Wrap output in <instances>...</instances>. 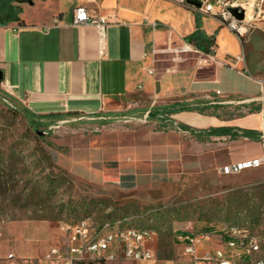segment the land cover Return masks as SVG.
<instances>
[{
  "label": "rangeland",
  "instance_id": "rangeland-1",
  "mask_svg": "<svg viewBox=\"0 0 264 264\" xmlns=\"http://www.w3.org/2000/svg\"><path fill=\"white\" fill-rule=\"evenodd\" d=\"M233 1L246 14L237 34L243 36L247 70L263 85L253 102L213 96L192 102L176 95L162 99L159 87L116 100L99 113L48 117L32 113L0 87V264H8L12 253L21 264L25 259L38 264L51 247L61 244L63 226L84 218L98 226L152 228L157 235L151 247L160 264L181 260L178 236L211 232L209 226L248 230L264 256V165L223 175L224 166L213 162L215 153L224 152H201L203 142L212 137L200 142L176 128L183 124L205 130L200 118L209 115L164 114V108L180 102L223 118L264 105V0ZM124 5L135 8L134 0H124ZM138 9L151 18L157 10L166 16L179 14L172 5L152 0L142 1ZM169 46L157 54L158 71L181 70L182 57H188L187 64L196 61L197 54L182 52L175 41ZM217 104L220 109L214 108ZM255 142L263 148L261 139ZM153 170L158 176H152ZM104 172L134 175V185L104 181ZM209 245L218 243H203Z\"/></svg>",
  "mask_w": 264,
  "mask_h": 264
},
{
  "label": "crops",
  "instance_id": "crops-1",
  "mask_svg": "<svg viewBox=\"0 0 264 264\" xmlns=\"http://www.w3.org/2000/svg\"><path fill=\"white\" fill-rule=\"evenodd\" d=\"M142 1L148 0H134L133 9L125 7L124 0L23 3L21 18L25 25L14 22L0 26V70L4 73L1 89L41 116L99 113L116 100L140 92L150 94L154 88L157 90V84L162 99L175 95L186 102L210 96L242 98L244 102L258 99L263 85L247 70L244 44L236 32L216 18L201 16L206 35L216 37L214 55L192 51L197 54L193 64L182 57L185 64L181 70L158 71L156 57L163 45L169 43L172 48L175 41L180 49L188 47L185 38L195 30V12L170 0H152L172 5L179 14L166 16L157 10L151 18L138 9ZM81 5L109 21L105 38L94 26H73V11ZM153 22L160 24L159 29H153ZM168 28L174 31L171 38ZM200 123L204 129L231 127L264 136V105L259 111L231 118L201 116ZM203 143L201 152H224L223 156L215 153V166L235 164L263 152L259 142L247 138L219 136ZM151 174L158 176V171ZM127 175L131 174L104 172L102 177L104 181L128 185Z\"/></svg>",
  "mask_w": 264,
  "mask_h": 264
},
{
  "label": "built area",
  "instance_id": "built-area-1",
  "mask_svg": "<svg viewBox=\"0 0 264 264\" xmlns=\"http://www.w3.org/2000/svg\"><path fill=\"white\" fill-rule=\"evenodd\" d=\"M201 16H207L221 20L232 32L242 33L243 22L236 20L229 9L239 7L240 4L233 0H170ZM233 1V2H232ZM73 26H94L98 29L102 38H105V30L109 21L100 15H94L86 6H78L73 11ZM153 29L160 27L158 22L152 23ZM171 38L174 31L167 30ZM170 48L162 51H169ZM182 52L197 51L188 44L181 49ZM142 86H140V89ZM264 152V136L261 137ZM264 165V153L256 158L243 160L235 164L224 166L221 169L223 175L239 174L246 170L258 169ZM215 234L189 232L181 234L177 238L181 249L180 261L171 264H229L228 253L220 252V226ZM63 238L61 244L51 247L38 261V264H111L124 261L141 264H160L156 250L151 247L156 232L149 227H120L118 224L105 223L95 225L90 218H84L75 224H65L62 228ZM237 236L240 233H237ZM216 241L217 247L209 245L204 247V242ZM247 250L258 251L252 242L251 236H246ZM8 264H21L22 260L15 254H9L6 258ZM23 264H30L25 259Z\"/></svg>",
  "mask_w": 264,
  "mask_h": 264
},
{
  "label": "trees",
  "instance_id": "trees-1",
  "mask_svg": "<svg viewBox=\"0 0 264 264\" xmlns=\"http://www.w3.org/2000/svg\"><path fill=\"white\" fill-rule=\"evenodd\" d=\"M30 0H0V26H6L10 23H18L20 25H25L24 21L21 18L22 14V7L21 5L23 3H28ZM195 17V30L193 33H191L189 36L185 38V42L187 44L193 45L196 50L200 53H203L204 55H214V47L217 45L216 43V37L215 36H207L205 31L202 28V17L200 14L194 13ZM242 43H243V36H239ZM197 106L188 104V103H175L174 105L170 107L164 108V114L171 116L176 115L182 112H198L202 115H209V116H215L217 118H221V116L217 113H206L205 109L196 108ZM215 109H220V105L217 104L214 107ZM261 109V106H258L254 110H251L250 112L259 111ZM74 114H78L79 112H72ZM61 114V113H60ZM60 114H50L48 117L52 116H59ZM244 115V114H242ZM239 115V116H242ZM232 116H229L230 118ZM178 130L181 131H187L189 133H192L194 137L200 142L209 140L210 137L213 136H230L232 139L237 138H247L253 141H260L262 135L250 130H244V129H238V128H231V127H219V128H210V129H194L189 126L178 124L177 127ZM125 178H128L131 187L134 185L135 176L134 175H127ZM209 229H212L211 232H204L195 231L196 234L199 233H210L215 234L219 229L218 226H209L207 227Z\"/></svg>",
  "mask_w": 264,
  "mask_h": 264
},
{
  "label": "bare ground",
  "instance_id": "bare-ground-1",
  "mask_svg": "<svg viewBox=\"0 0 264 264\" xmlns=\"http://www.w3.org/2000/svg\"><path fill=\"white\" fill-rule=\"evenodd\" d=\"M237 233L243 236H237ZM246 236H251L258 251L247 250V245H244ZM220 239H227V242L220 240V252L232 255L229 258V264H264L263 250L259 240L248 230L238 228L220 230Z\"/></svg>",
  "mask_w": 264,
  "mask_h": 264
},
{
  "label": "water",
  "instance_id": "water-1",
  "mask_svg": "<svg viewBox=\"0 0 264 264\" xmlns=\"http://www.w3.org/2000/svg\"><path fill=\"white\" fill-rule=\"evenodd\" d=\"M232 16L238 20L239 22H243L245 20V11L242 7H232L229 9ZM4 80V73L0 70V83ZM159 89V85L157 84V91Z\"/></svg>",
  "mask_w": 264,
  "mask_h": 264
}]
</instances>
